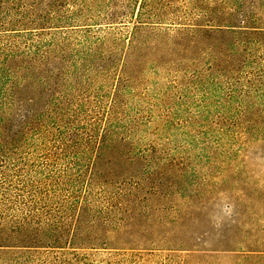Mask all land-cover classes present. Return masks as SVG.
<instances>
[{
  "label": "rangeland",
  "instance_id": "1",
  "mask_svg": "<svg viewBox=\"0 0 264 264\" xmlns=\"http://www.w3.org/2000/svg\"><path fill=\"white\" fill-rule=\"evenodd\" d=\"M0 264H264V0H0Z\"/></svg>",
  "mask_w": 264,
  "mask_h": 264
}]
</instances>
